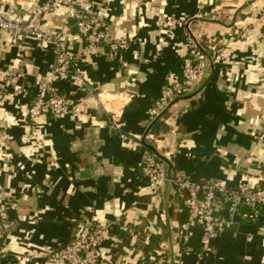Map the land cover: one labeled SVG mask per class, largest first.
<instances>
[{
	"label": "crops",
	"instance_id": "1",
	"mask_svg": "<svg viewBox=\"0 0 264 264\" xmlns=\"http://www.w3.org/2000/svg\"><path fill=\"white\" fill-rule=\"evenodd\" d=\"M46 1L53 0H0V14L15 3L27 19ZM75 6L103 17L112 38L130 42L114 53L107 45L89 52L74 21L65 26L63 6L43 15L44 30L63 31L74 73L84 80L82 87L63 81L57 89L82 102L90 117L30 120L36 79L55 64L53 47L31 36L12 44L1 34L0 185L12 203L0 264H52L48 251L73 237L82 216L109 225L102 264H264V215L246 206L230 215L221 203L230 224L205 252L201 228L182 226L186 195L172 182L182 175L227 188L264 184V141L256 137L264 112V0ZM187 29L209 56L203 79L153 116L151 107L180 75ZM146 152L167 165L157 194L141 172Z\"/></svg>",
	"mask_w": 264,
	"mask_h": 264
},
{
	"label": "built area",
	"instance_id": "2",
	"mask_svg": "<svg viewBox=\"0 0 264 264\" xmlns=\"http://www.w3.org/2000/svg\"><path fill=\"white\" fill-rule=\"evenodd\" d=\"M75 4L76 0L46 1L35 6L29 17L24 19L19 15L16 4L11 3L0 14V38L3 32H7L9 41L16 44L22 37L31 36L40 44H51L55 54L53 68L38 75L36 79V94L28 108L30 120H36L41 115L60 117L70 114L90 117L82 102L57 89V83L63 81H73L82 87L84 80L81 75L74 73L72 65L75 54L67 45L63 31L50 32L42 28L44 14L63 6L66 9L65 26L68 20L74 21L77 32L86 41V51L90 52L99 46L107 45L114 53L126 49L130 43L126 38H112L103 17L86 9L77 8ZM185 42L187 52L182 58L180 75L172 78L163 98L151 107L150 113L153 116L175 103L185 91L193 88L203 79L209 59L208 53L191 30L185 31ZM261 121L256 137L264 141V112ZM121 137L124 141L130 140L126 134H122ZM31 138L32 135H28L26 140L29 141ZM141 172L151 184L153 193L157 194L166 180V163L154 152H146L141 164ZM172 182L179 192L186 195L183 202L187 208V217L182 226L201 228L202 249L205 252L210 250V242L218 231L230 224V220L219 213L221 203H224L230 215L235 214L241 206L248 207L254 216L264 215V184L255 188L246 186L227 188L219 182L203 183L182 175H175ZM11 201L12 199L0 185V262L7 255L3 238L10 227L8 209ZM108 231L109 225L97 217L82 216L73 237L67 243L49 250L48 259L52 264H102L101 244ZM22 259L28 261L30 257L25 255Z\"/></svg>",
	"mask_w": 264,
	"mask_h": 264
},
{
	"label": "water",
	"instance_id": "3",
	"mask_svg": "<svg viewBox=\"0 0 264 264\" xmlns=\"http://www.w3.org/2000/svg\"><path fill=\"white\" fill-rule=\"evenodd\" d=\"M158 156V155H157ZM159 158H162V159H164L162 156H159ZM165 160V159H164Z\"/></svg>",
	"mask_w": 264,
	"mask_h": 264
},
{
	"label": "trees",
	"instance_id": "4",
	"mask_svg": "<svg viewBox=\"0 0 264 264\" xmlns=\"http://www.w3.org/2000/svg\"><path fill=\"white\" fill-rule=\"evenodd\" d=\"M264 207V206H263Z\"/></svg>",
	"mask_w": 264,
	"mask_h": 264
}]
</instances>
